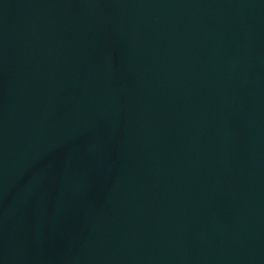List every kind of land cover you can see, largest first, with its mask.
<instances>
[{"label": "water", "instance_id": "water-1", "mask_svg": "<svg viewBox=\"0 0 264 264\" xmlns=\"http://www.w3.org/2000/svg\"><path fill=\"white\" fill-rule=\"evenodd\" d=\"M0 264H264V0H0Z\"/></svg>", "mask_w": 264, "mask_h": 264}]
</instances>
